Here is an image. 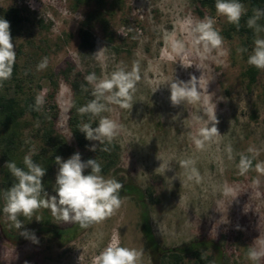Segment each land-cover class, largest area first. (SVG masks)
Returning <instances> with one entry per match:
<instances>
[{
  "label": "rangeland",
  "instance_id": "374dc122",
  "mask_svg": "<svg viewBox=\"0 0 264 264\" xmlns=\"http://www.w3.org/2000/svg\"><path fill=\"white\" fill-rule=\"evenodd\" d=\"M124 1L125 5L111 22L115 41L108 44L96 27L91 56L79 51L77 36L89 8L81 7L76 13H70L71 0H49V5L41 3L36 11L22 0H0V9L27 7L54 21L45 38L52 46L58 38L67 42L60 41L61 49L50 55L52 67L70 59L83 73L99 68L98 77H101L110 75L117 65L127 70L134 64L138 66L141 79L136 86L132 110L112 105L113 111L108 117L123 125L121 134L114 140L120 147V174L142 189L151 186L160 199L150 212L155 241L173 248L193 240H211L219 243L223 254L219 262L217 251H208L214 256V264H253L248 259V249L258 239H264V173L255 169L256 163L264 161V71L253 86L247 87L242 75L246 62L243 54L237 53L242 48L237 38L224 39L220 50L223 55L214 52V59L195 58L193 62L201 69L195 65L184 68L178 62L179 57L172 53L168 37L186 39V21L201 20L192 13L191 0ZM214 20V27L220 33L225 17ZM128 32L132 33L131 39L127 37ZM30 33L35 40L44 37L36 29ZM122 40L126 41L124 45ZM22 41L13 43L15 51ZM188 47H191L190 41ZM202 72L204 94L216 105L221 136L198 150L190 139L194 131L191 118L201 112V105L172 106L169 88L164 85L172 79L188 81L191 75L199 78ZM47 86L44 80L39 95H44ZM69 101V89L61 84L56 98L57 130L73 144L66 125ZM228 145L233 148L232 159L225 151ZM249 147L258 155L253 168L240 175L236 157L242 152L248 154ZM189 158L196 161L201 176L199 183L187 181L179 165L180 160ZM161 163L171 169L165 173L157 169ZM225 185L233 188L231 196L223 195ZM122 199L123 204L114 216L88 227L68 243L59 244L55 239L48 241L37 235L38 243L30 240L11 245L0 233V264H80L81 255V264H92L94 256L111 242L113 235L121 246L143 249V264H152L139 230V210L129 197Z\"/></svg>",
  "mask_w": 264,
  "mask_h": 264
},
{
  "label": "trees",
  "instance_id": "16d2710c",
  "mask_svg": "<svg viewBox=\"0 0 264 264\" xmlns=\"http://www.w3.org/2000/svg\"><path fill=\"white\" fill-rule=\"evenodd\" d=\"M240 2L246 9V14L240 21V28L237 30L236 26L228 23L225 18L221 24L220 34L226 40L237 38L242 48L248 49L247 52L242 53L246 62V69L242 75L247 81V87H250L256 83L261 71L247 63L248 55L254 47L255 33L253 29L247 27L246 21L253 15V9L264 8V0H240ZM191 3L192 13L198 18L218 17L215 0H191ZM124 5V0H71L70 13H76L81 7L89 8L77 31L80 52L88 56L93 54L95 48L93 32L96 27L100 28L108 44L115 41V34L111 31V22L116 12ZM0 18L9 21L13 43L23 39L17 45L13 74L0 87V233L2 238L11 245H22L30 239L20 235L19 232L28 230L34 232L35 236L42 235L48 241L55 239L59 244H63L74 240L79 233L87 229L81 228L78 224L58 225L49 210L41 208L31 220L21 216L23 227L17 230L2 211L3 191L16 182L8 169L4 167L6 162L14 161L18 167H24L23 157L30 152L34 153L33 161L46 169V174L42 178L45 190L50 195H55L53 189L58 170L55 157L60 156L66 160L75 152H79L83 161L90 158L97 159L102 166V175L114 176L123 184L121 198L129 197L139 210V230L152 264H214V256L208 253L210 249L216 250L218 261H222L223 254L219 243L211 240H193L173 248L158 244L150 227V212L160 203L154 189L151 186L142 189L132 179H127L120 174L122 171L120 147L116 142L113 141L109 146L110 151H100L99 142L88 141L79 131V125L82 122H89V117L80 116L77 109L93 98L90 95L91 86L87 84L85 77L90 73L99 76L100 69L83 73L70 59H65L57 67L49 64L50 55L61 49L59 42H67L58 38L53 44L56 49H52L50 40L45 38L54 25L52 19H45L27 7L17 6L0 9ZM259 23L264 25V18ZM33 29L43 34L44 37L35 40L30 33ZM261 35L264 36V33ZM127 37L131 39L132 33L128 32ZM125 42L122 40L121 43L124 45ZM114 49L117 50L116 47ZM44 57L48 59L47 68L38 71L37 65ZM44 80L48 85L43 95L45 103L42 110L37 112L30 106L34 105L35 97L43 90ZM61 84L66 85L70 92L66 125L73 144H70L57 130L59 107L56 98ZM82 84L89 88V92L82 91ZM103 115L108 116L109 113ZM92 124L95 127L98 124V118H95ZM92 144L98 146L97 151L89 150ZM238 162L239 155L236 157L237 165ZM254 164L255 159L253 166ZM90 171L86 169L84 174L87 175ZM36 217L41 220L37 221Z\"/></svg>",
  "mask_w": 264,
  "mask_h": 264
},
{
  "label": "clouds",
  "instance_id": "9594fccd",
  "mask_svg": "<svg viewBox=\"0 0 264 264\" xmlns=\"http://www.w3.org/2000/svg\"><path fill=\"white\" fill-rule=\"evenodd\" d=\"M215 9L218 16L225 17L228 23L236 26L237 30L240 28L241 18L246 14L245 6L240 0H215ZM262 18H264V8H255L253 15L246 21L247 27L253 29L255 33L254 47L248 55L247 63L260 71H264V36L261 35L264 33V25L259 23ZM186 23L188 25L186 39L168 37L171 51L179 57L178 62L182 67L190 68L195 65L197 69H201L199 64L193 62L195 58L214 59L212 55L214 52L224 54L220 51L224 38L215 29L214 18L208 16L201 20H188ZM189 41L191 47H188ZM14 49L10 23L0 18V87L13 74L17 55ZM247 51L246 48L237 49V53ZM47 65L48 59L44 57L38 63L37 70H44ZM140 79L139 68L135 64L131 70L117 65L108 76L98 77L95 73H90L85 77L87 84L91 86L90 95L93 98L77 109L80 116L89 117V122H82L79 125V131L88 141L99 142L100 151H110L109 146L123 130L122 124L103 114L111 113L112 105L132 110L136 86ZM164 86L169 88L172 106L201 105V112L191 118L194 122V131L190 134V139L195 147L203 150L207 145L214 143L221 136L217 127L219 120L216 116L215 103H211L208 95L204 94L203 72L199 78L191 75L188 81L172 79ZM81 89L89 92V88L83 84ZM156 91L157 89L153 93ZM44 103V97L38 94L34 105L30 107L39 112ZM95 118H98V124L93 127L92 121ZM97 147L96 144H92L89 150L95 152ZM225 151L228 158L232 159V146H226ZM247 153L239 154L237 167L240 175H245L252 169L253 160L258 155L253 147H249ZM33 154L30 152L23 157L24 167H18L14 161H8L4 165L16 182L3 191L2 211L17 230L23 227L21 216L31 220L41 208L50 210L58 224H78L85 229L111 218L121 208L123 184L115 178L102 175V166L97 159L90 158L83 161L79 152H75L66 160L56 156L55 163L58 165V170L53 189L55 195H50L42 182L46 169L33 161ZM179 165L184 170L187 181L196 183L201 181L194 159H182ZM86 169L91 170L87 175L84 174ZM157 169L165 173L171 167L161 163ZM255 169L264 173V161L256 163ZM233 192L230 186L225 185L222 188V193L226 197L231 196ZM35 219L41 220L39 217ZM19 234L33 243L39 242L34 232L25 230ZM143 256V249L121 246L117 236L113 235L111 242L94 256L92 264H143ZM247 256L253 264H260V261L264 260V239H258L251 245ZM78 259L81 264L82 255Z\"/></svg>",
  "mask_w": 264,
  "mask_h": 264
},
{
  "label": "built area",
  "instance_id": "2783aa9c",
  "mask_svg": "<svg viewBox=\"0 0 264 264\" xmlns=\"http://www.w3.org/2000/svg\"><path fill=\"white\" fill-rule=\"evenodd\" d=\"M22 2L27 5L28 7L38 11V7L42 4L49 5V0H22ZM45 13V12H44ZM47 17H49V14H46Z\"/></svg>",
  "mask_w": 264,
  "mask_h": 264
}]
</instances>
